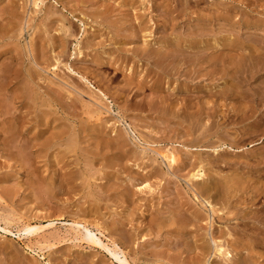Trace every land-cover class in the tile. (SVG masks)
Listing matches in <instances>:
<instances>
[{"label": "rangeland", "instance_id": "374dc122", "mask_svg": "<svg viewBox=\"0 0 264 264\" xmlns=\"http://www.w3.org/2000/svg\"><path fill=\"white\" fill-rule=\"evenodd\" d=\"M40 1L0 0V130L16 118L19 126L8 149L0 134V225L8 219L16 235L0 233V264H119L75 239L69 225L79 220L102 230L133 264H264V0ZM81 2L86 6L69 15ZM161 4L177 10L166 15ZM93 6L104 15L111 6L109 17L129 31L80 11ZM142 22L150 28L142 31ZM145 37L158 49L171 40L170 52L185 56L183 72L174 54L169 75L138 62ZM163 102L169 108L162 114L156 109ZM53 127L77 138L64 159L65 139L40 147ZM41 133L33 147V134ZM117 134L126 135L134 158L116 159ZM168 149L187 167L179 171L177 163L179 172L166 175L160 153ZM199 163L211 180L189 182ZM68 173L76 177L71 191L59 188ZM196 182L220 186V193L202 194L219 211L213 230L194 201ZM52 221L33 237L18 231L26 222ZM212 234L231 257L211 249L202 257Z\"/></svg>", "mask_w": 264, "mask_h": 264}, {"label": "bare ground", "instance_id": "6f19581e", "mask_svg": "<svg viewBox=\"0 0 264 264\" xmlns=\"http://www.w3.org/2000/svg\"><path fill=\"white\" fill-rule=\"evenodd\" d=\"M37 1H39V0H34V4L35 5H37ZM42 1V0H41ZM40 1V2H41ZM112 1H114V0H112ZM145 1V0H144ZM144 1H141L142 3H144ZM150 1V0H149ZM151 1H153V0H151ZM133 2V1H132ZM257 2H258V0H257ZM141 3V4H142ZM177 3V2H176ZM243 3V2H242ZM71 5V4H70ZM78 7L76 8V9H74V10H72L70 13H69V15H74V12L75 11H78L80 8H81V6H86L83 2H81V4H78L77 5ZM103 6V5H102ZM80 7V8H79ZM94 7V6H93ZM88 8V7H87ZM86 7L85 8H82L80 11H82V12H84V11H87V13L88 14H90V16H92V17H94L95 19H107L106 20V24L110 27V28H114V27H118V28H123V29H126V30H124V31H129L128 29L130 28L129 27V24H127L126 22H123V23H121V21H119L118 19H112V18H110L109 17V13L108 12H110L111 11V6H105V7H103L104 9H106V14L104 15L103 13L104 12H102L100 9V7L98 6L97 8H89L88 10H85V9H87ZM157 8L159 9V11L160 12H162V13H164V14H166V15H169V16H173L174 15V13L176 12V8L174 7V6H168V5H163V4H161V5H158L157 6ZM64 9V8H63ZM68 11V10H67ZM185 11V10H184ZM85 13V12H84ZM111 13V12H110ZM182 13V12H181ZM101 14H103V15H101ZM55 16V15H54ZM169 16H167V17H169ZM129 18V17H128ZM216 22V21H215ZM147 24V23H146ZM146 24H144L143 22H142V24H141V27H140V29L142 30V31H144V30H147L148 28H150V27H148V24L146 25ZM164 26V29L166 30V29H168V26L167 25H163ZM129 27V28H128ZM118 28H117V30H118ZM53 31V30H52ZM70 30H66V34L69 32ZM121 30H119V32H120ZM59 33L61 32V31H58ZM150 32V31H149ZM148 34V33H147ZM146 34V35H147ZM55 35H56V33H55ZM55 35H54V37H55ZM69 35H70V33H69ZM150 35V34H149ZM152 35V34H151ZM124 38H127L128 39V42H132L133 40H134V42H136V40H135V38L136 37H129V35H126ZM60 39V38H59ZM66 40V39H65ZM65 40H64V37H61V39L59 40L60 41V43H61V45H63L64 47L66 46V44H65ZM67 42V41H66ZM56 43H58V41H56ZM158 43L156 42H154V39H151V37L149 38H144V46L143 47H140V48H138V50H137V52H136V58L138 59V62L140 61V62H143V63H146L147 62V64L148 65H152L153 67H155L157 70H159V71H161V72H163V73H165V74H168V71H170V70H168L169 69V64H170V58H171V55H173L174 53H171L170 52V50H171V48H172V42H171V40H169V39H167L166 40V47L165 48H162V49H158V47L156 48L155 46L157 45ZM88 47V46H87ZM155 47V48H154ZM156 49V50H155ZM105 51V50H104ZM107 52V51H106ZM181 53V52H180ZM42 54V53H41ZM183 54L181 53L180 55H179V53L177 54V53H175L173 56H172V61L174 62V60H178V63H177V65L175 66L176 68H178V71L179 72H181L182 71V67H183V62H184V58H185V56H184V58H183V56H182ZM182 56V57H181ZM98 58V57H97ZM120 58V57H119ZM9 59V58H8ZM215 59V61H217V57H215L214 58ZM114 61H116V58H114ZM146 61V62H145ZM96 62H100V64H103V62L100 60V59H97L96 60ZM127 62V61H126ZM114 64V63H113ZM138 64V63H137ZM216 64V63H215ZM3 65V64H2ZM5 65H6V63H5ZM16 65H17V63H16ZM135 65H136V63H135ZM14 66V65H13ZM174 66H173V68H175ZM16 68H17V66H16ZM175 68V72H177V69ZM7 69V68H6ZM5 69V70H6ZM181 69V70H180ZM3 71L4 73H6L7 71ZM10 72V71H9ZM14 72V71H13ZM172 72V71H171ZM173 72H174V70H173ZM172 72V73H173ZM174 72V73H175ZM183 72V71H182ZM8 73V72H7ZM6 73V74H7ZM169 74H171V73H169ZM168 74V75H169ZM159 75V74H158ZM176 75V74H175ZM10 76V75H9ZM8 76V77H9ZM82 76V75H81ZM173 76V75H172ZM178 76H179V74H178ZM5 77V76H4ZM181 77H183L182 76V74H181ZM180 77V78H181ZM11 78H12V76H11ZM15 79V78H14ZM82 79H84V80H88L87 79V77L85 76H82ZM13 80V79H12ZM132 80V79H131ZM8 82V81H7ZM90 81H88V83H89ZM141 82V81H140ZM129 85H131V84H133V83H135L134 81H129V82H127ZM142 83H146L145 82V79H143V81H142ZM140 84V83H139ZM137 85H138V83H137ZM140 86V85H139ZM129 88V87H128ZM132 88V87H131ZM123 92V91H122ZM160 92V91H159ZM26 93V92H25ZM18 94V93H17ZM102 94H103V92H102ZM104 96V95H103ZM106 96V95H105ZM133 96V95H132ZM17 97V96H16ZM130 98H131V96H130ZM129 98V99H130ZM164 101V100H163ZM166 102V101H165ZM165 102H163L164 104H162L161 106H160V108L159 109H156L157 110V112H160L161 111V113L162 112H167V109L169 108V107H167V105L165 104ZM3 105V104H2ZM154 105V104H153ZM4 108V107H3ZM175 108H179V106L178 105H176L175 107H174V109ZM155 109V108H154ZM176 110V109H175ZM204 110V109H203ZM3 111V110H2ZM155 111V110H154ZM181 112V111H180ZM173 113V112H172ZM89 114V113H88ZM163 114V113H162ZM161 114V115H162ZM20 115V114H19ZM174 115V114H173ZM17 116V115H16ZM165 116V115H164ZM17 117H19V116H17ZM10 118V117H9ZM7 119V118H6ZM13 119V118H12ZM100 119V118H99ZM9 121V120H8ZM177 121V120H176ZM2 122V121H1ZM5 122V121H4ZM22 122V121H21ZM50 122V121H49ZM48 122V123H49ZM48 123H46V126H47V124ZM17 124V125H16ZM19 124H21V123H19ZM18 118H16V119H13V120H11L9 123L6 121L5 123H4V125H3V127L1 128V130H0V134L2 135V137H1V141H2V144H4L3 145V147L4 148H7L8 149V147L10 146V144L9 143H11L10 142V140L9 139H7V138H10V133L12 132V131H17L18 130ZM132 127V126H131ZM59 128V127H58ZM53 129V131L49 134V136H46V133H41V134H33V136H32V138H34L33 139V147H37V144H38V142L40 141V139L38 138L39 136H41L42 138H44V136H46V139L44 140V141H42V143L40 142V147L42 146V147H44V149H49L51 146H52V142H56V141H58V140H66V142H67V146H68V148L66 149V152H65V154L61 157L62 159H64V157L67 155V154H72V153H74L75 151H76V141H77V138H76V136L74 135V133L73 132H69L68 130H67V128L65 129H62V130H59V129H57L56 127H53L52 128ZM71 131V130H70ZM115 131V130H114ZM131 131L132 132H127L129 135H131V134H133V135H135L136 134V132L133 130V129H131ZM20 132H23V131H20ZM20 135H22L23 133H19ZM29 134V133H28ZM48 134V133H47ZM9 135V137H6V136H8ZM12 135H14V134H12ZM12 135H11V137H12ZM17 135V134H16ZM125 135V134H124ZM123 134H117L116 136V138L114 139V143H115V152L116 153H119V154H117L118 156V158H116V159H122V158H130V157H135V153H132V155H130V156H128V147H127V145H128V141H127V139H126V135L124 136ZM22 137V136H21ZM26 137V136H25ZM132 137V136H131ZM135 137V136H134ZM133 137V138H134ZM11 139V138H10ZM8 140H9V142H8ZM14 143V142H13ZM132 143V142H131ZM12 145V144H11ZM18 145V144H17ZM114 146V145H113ZM134 146V145H133ZM13 147H15V145L13 146ZM13 147H12V149H13ZM22 147V146H21ZM97 149V148H96ZM130 150V149H129ZM189 150H191V149H189ZM14 152V151H13ZM44 152V151H43ZM23 153H25V152H23ZM160 155H161V157H162V159H163V162H164V164L163 165H161V166H165L166 168H167V171H166V175H168V174H172V172H174L175 170H177L178 171V169H179V171H182L184 168H186L187 167V164H189L188 163V160L187 159H184L183 157H180L179 158V156H176L174 153H173V151H170L169 149L165 152V153H160ZM179 159H178V158ZM192 157V156H191ZM37 158V157H36ZM189 158V157H188ZM111 161V160H110ZM115 161V160H114ZM129 161V160H128ZM65 162V161H64ZM124 162V161H123ZM179 164L180 165V167H178V169H176L175 167H176V164ZM200 164V163H199ZM203 164V163H202ZM137 169V168H136ZM154 170V169H153ZM178 171V172H179ZM134 174L135 173V171H132L131 172V174ZM155 173H157V171L156 170H154V171H151L150 172V176L149 177H152V176H154V174ZM191 173V172H190ZM69 174V173H68ZM76 174V173H75ZM67 175V174H66ZM66 175H64V176H66ZM77 175V174H76ZM68 176V175H67ZM65 177V178H63V179H61V183H60V189H63L64 188V186H67L68 188H69V191H71V190H73V186H71V187H69L73 182L72 181H74L75 179H76V177H74V175H71V174H69V177ZM206 177V173H205V169H204V167H203V165H199L195 170H194V172L193 173H191L190 174V178H189V182H191V181H209V180H211V178L210 179H208V177L207 178H205ZM131 179V178H130ZM230 179H232V178H230ZM133 180V179H132ZM233 180V179H232ZM232 180H231V182H232ZM112 181V180H111ZM135 181H136V179H135ZM235 181V180H234ZM233 181V182H234ZM146 181H144V182H141L140 183V185H142V184H146L145 183ZM148 182V181H147ZM197 183V185L196 186H198V189L197 190H193L194 192V195H193V197H194V201L197 203V204H199V205H201L202 207H203V209H205L206 211H207V218L209 219V225H210V230H213V227L215 226V224H214V222H215V219H217V217H218V209L215 207V205H214V203L212 202V201H210V199L209 198H207V199H205L203 196H202V194H209V192L210 191H214L215 193H218L219 192V190H221V189H219L220 188V186H218L217 184H212V183H210L209 185H207V184H205V183H201V182H196ZM135 183H134V181H133V185H134ZM136 185H138V184H136ZM190 185V184H189ZM226 185H227V193H229V190H230V188H232V184L229 182V181H227L226 182ZM48 186V185H47ZM148 185L146 184V185H144V187L146 188ZM66 187V188H67ZM149 187V186H148ZM142 188V187H141ZM222 188H223V186H222ZM65 189V188H64ZM75 189V188H74ZM124 191V190H123ZM143 191V190H142ZM220 193V192H219ZM73 194V193H72ZM129 194V193H128ZM226 194V193H225ZM229 195V194H228ZM46 199H50V197H51V193H49V191L48 192H46ZM58 213V212H57ZM182 216V215H181ZM195 218H196V220H198V221H200L203 217H204V214L202 213V212H196L195 213V216H194ZM85 218V217H84ZM38 219H40V218H38ZM154 219H159L162 223H166L165 222V220L160 216H156V217H154ZM259 219V218H258ZM257 219V220H258ZM259 222H261L263 225H264V220L262 221L261 219H259L258 220ZM176 222H178L179 223V225L181 226L180 227V229H179V231H180V233H184V231L186 230V225H187V221L185 220V219H183V218H178L177 220H176ZM36 223V222H35ZM72 223V222H71ZM41 224V223H40ZM70 224V223H69ZM54 225H55V223H54V221H52V222H50V223H48L47 225H44V224H41V225H38V224H35V225H33V224H31L30 222H26V223H24L23 224V227L22 228H20V230H18L19 231V233H22L24 236H26V237H33L34 235H36V234H38L39 232H42V231H44L45 229H47V228H51V227H54ZM165 225V224H164ZM10 221L8 220V219H6V222H5V225L4 226H2V225H0V233L4 236H12V237H16V235L13 233V231L10 229ZM69 226H71V228L70 229H72L74 232H76V240H78V241H85L86 243H87V245H89V247H99V248H101V249H103V250H106V252L107 253H109L110 255H111V258H113V260L114 261H116V262H118L119 264H133L134 263V261L132 260V262H131V259H129L128 258V256L126 255V253L124 252V250L118 245V244H116V242L115 241H113V240H111L110 238H108L105 234H104V232L102 231V230H100V229H98L99 231V233H96V232H94L87 224H84V222L83 223H81V221L79 220V221H74L72 224H70ZM162 226V225H161ZM114 228H115V230H118L119 229V226H118V224H115L114 225ZM58 230V229H57ZM214 232V231H213ZM18 233V232H17ZM43 233V232H42ZM72 234V233H71ZM75 234V233H74ZM73 234V235H74ZM214 234H215V232H214ZM214 234H212V236H211V239H210V242H211V244L212 245H205V244H202L201 245V250L200 251H202V253H201V255H202V257H206L207 255H209L211 252H212V254H213V256H219V257H221V256H229V257H231L230 256V252H227L226 251V249H224V247H223V245L221 244V241H219V239H217V237H215L214 236ZM220 234V233H219ZM98 235H100V236H98ZM62 236V235H61ZM117 236V235H116ZM75 237V236H74ZM103 237H105V238H107V240H108V242L109 243H112V247H110L109 246V243L108 242H106V243H108V244H106L104 241H103ZM63 238V237H62ZM78 238H80V239H78ZM44 242H46V241H44ZM50 244V243H49ZM49 246V245H48ZM51 247V246H50ZM53 247V246H52ZM211 249V252L209 251V250Z\"/></svg>", "mask_w": 264, "mask_h": 264}]
</instances>
